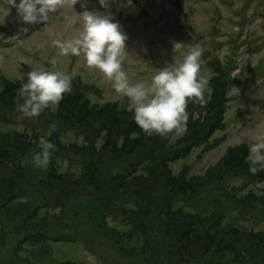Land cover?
Here are the masks:
<instances>
[{"label":"rangeland","instance_id":"374dc122","mask_svg":"<svg viewBox=\"0 0 264 264\" xmlns=\"http://www.w3.org/2000/svg\"><path fill=\"white\" fill-rule=\"evenodd\" d=\"M6 2L0 264H264L253 256L264 250V196L254 188L264 170L253 175L247 160L252 136L264 129V0H108L109 8L87 0L88 11L110 13L127 35L124 67L133 81L150 82L190 45L205 48L208 103L190 102L187 132L167 139L146 135L83 57L57 55L52 41L82 29L85 0L35 25ZM53 57L73 75L71 94L55 112L21 118L17 91L33 66L51 69ZM232 77L240 81L226 84ZM53 123L48 168L25 164Z\"/></svg>","mask_w":264,"mask_h":264},{"label":"clouds","instance_id":"9594fccd","mask_svg":"<svg viewBox=\"0 0 264 264\" xmlns=\"http://www.w3.org/2000/svg\"><path fill=\"white\" fill-rule=\"evenodd\" d=\"M78 0H7L5 4L17 8L18 16L25 24L35 25L47 23L50 14L66 7H74ZM104 8H109L108 0H99ZM130 4V3H129ZM86 10L78 14L82 21V29L70 38L58 35L52 41L58 49L59 57H83L89 69H96L111 84L115 93L122 98L121 107L133 112L134 121L148 136L159 135L162 138L178 137L187 132L189 120V103L203 107L208 103L211 90L209 80L204 74L202 57L205 48L202 44L190 45L180 62L167 64L155 69L150 82L133 81L124 65L127 35L121 25L113 22V17L100 12L87 10V0L82 4ZM9 14L4 7H0ZM76 23L77 18H66ZM27 32V29H22ZM19 44L23 40L12 38ZM184 44L176 43L174 48H182ZM4 63L0 55V65ZM49 63L51 69L33 66L27 73V83H23L17 91L16 111L21 118H38L46 110L57 111L66 94L72 92L73 75L58 68V59L53 57ZM23 81L24 77L18 78ZM123 101H126L124 103ZM195 118V114H193ZM57 129L53 123L47 132L39 137L38 149L32 154L31 164L36 169L46 170L51 162L52 154L57 150L56 144L49 137ZM70 135V134H69ZM135 135V134H133ZM249 144V171L255 175L264 170V129L257 130ZM62 143L67 140L62 138ZM256 195L264 196V182L254 185Z\"/></svg>","mask_w":264,"mask_h":264},{"label":"trees","instance_id":"16d2710c","mask_svg":"<svg viewBox=\"0 0 264 264\" xmlns=\"http://www.w3.org/2000/svg\"><path fill=\"white\" fill-rule=\"evenodd\" d=\"M259 71V70H258ZM232 80H229V81H226V84H228L229 85V83L231 84V85H233L234 83H236V82H238V81H240V80H238V79H236V78H231ZM243 82V81H242ZM78 95L79 94H75V96H72V97H76V98H78L79 99V102H78V104H79V106H81L82 107V105H84V103H85V101H84V99L83 100H80V98L78 97ZM223 105H224V102L222 103ZM82 114L83 113H85V112H81ZM220 113L223 115L224 114V107H222V110L220 109ZM82 119H84V117H82ZM84 120H86V119H84ZM190 120H195V118H193V116H191V119ZM195 121H197L198 122V120H195ZM204 138H203V141L202 142H204L206 139H208V137L206 136H203ZM201 142V141H200ZM201 142V143H202ZM200 143V144H201ZM200 144H197V145H200ZM182 150H184V148H182ZM181 150V151H182ZM133 237V236H132ZM258 255H256V254H253V256L254 257H257V256H259L260 255V257H264V250H262V251H258V252H256Z\"/></svg>","mask_w":264,"mask_h":264}]
</instances>
